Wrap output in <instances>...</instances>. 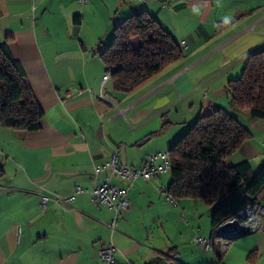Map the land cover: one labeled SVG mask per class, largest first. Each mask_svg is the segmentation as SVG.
Returning a JSON list of instances; mask_svg holds the SVG:
<instances>
[{"label":"crops","instance_id":"crops-1","mask_svg":"<svg viewBox=\"0 0 264 264\" xmlns=\"http://www.w3.org/2000/svg\"><path fill=\"white\" fill-rule=\"evenodd\" d=\"M143 11L184 45L182 57L127 95L113 92L111 77L103 90L111 101L102 99L99 85L108 71L100 52L117 24ZM6 39L43 115L34 132L0 125V264H99L98 249L110 242L115 264L159 257L185 264L187 239H211V230L190 228L192 220L211 211L200 199L172 203L170 177L167 183L162 175L137 179L127 189L130 209L112 235V211L89 194L76 195L67 209L50 204L46 212L40 197L99 186L108 172L95 175V169L116 149L124 164L139 168L214 108L250 134L224 165L249 162L255 177L264 169V121L237 110L226 93L247 57L264 49V0H0V42ZM216 239L199 264H264V230ZM171 251L174 257L167 256Z\"/></svg>","mask_w":264,"mask_h":264},{"label":"trees","instance_id":"trees-1","mask_svg":"<svg viewBox=\"0 0 264 264\" xmlns=\"http://www.w3.org/2000/svg\"><path fill=\"white\" fill-rule=\"evenodd\" d=\"M136 39V48L131 45ZM182 51L169 32L147 12L125 18L114 28L110 44L100 52L107 71L114 68L112 89L127 95L153 75L179 61ZM226 93L237 110L264 121V49L250 54L241 76L229 81ZM43 115L24 73L13 58L6 39L0 42V125L17 131L40 129ZM250 134L235 117L214 108L199 117L169 148V199H200L211 211V239L217 229L250 201L264 199V169L253 175L252 165L243 162L226 167L224 160L236 152ZM242 189V199L222 200ZM167 256L174 257L172 251ZM216 257H219L216 254ZM150 264H168L157 258Z\"/></svg>","mask_w":264,"mask_h":264},{"label":"built area","instance_id":"built-area-1","mask_svg":"<svg viewBox=\"0 0 264 264\" xmlns=\"http://www.w3.org/2000/svg\"><path fill=\"white\" fill-rule=\"evenodd\" d=\"M134 2H144L146 0H133ZM87 0H81L85 5ZM180 49L184 48L183 44L179 45ZM111 68L103 77L99 85V97L108 101L110 98L104 97L103 90L106 82L111 78L114 72ZM88 92H91L88 90ZM168 152L162 154L150 155L144 163L137 169L124 164L120 158V150L116 149L104 165L100 169H95V175H98L102 170L108 172L106 180L92 190H85L80 186H76L75 192L69 196H59L56 194L42 195L40 197L39 207L42 212H46L50 204H57L63 209L73 202L74 197L79 194H89L91 200L98 206L105 207L112 211V219L108 223V229L111 235L115 231V227L123 213L130 209L129 201L127 200V189L131 188L137 179L150 181L156 176L168 172L169 160ZM116 183H113V182ZM125 183L127 188L120 186ZM159 192H162L159 189ZM264 230V206H261L256 201H250L243 209L234 214L232 218L225 221L218 229L217 236L222 239H232L234 235L239 233H257ZM193 243L203 250H207L211 242L208 239L196 236ZM226 246V244H223ZM115 247L112 242L101 245L98 249L97 256L99 264H115Z\"/></svg>","mask_w":264,"mask_h":264},{"label":"rangeland","instance_id":"rangeland-1","mask_svg":"<svg viewBox=\"0 0 264 264\" xmlns=\"http://www.w3.org/2000/svg\"><path fill=\"white\" fill-rule=\"evenodd\" d=\"M113 36V35H112ZM138 44V41L136 39H132L131 45L133 48H136ZM175 138V137H174ZM177 140V139H174ZM174 142V141H173ZM161 178L166 180V183L168 182V178L170 177V174L168 172H164L162 174ZM162 190V189H161ZM242 199V189H239L236 193L229 195L225 197L222 202L223 203H232L236 202ZM173 203V202H172ZM189 224L191 223L190 220L188 219ZM192 222L195 224V226H190V228H193L197 232H201L202 234L204 232H209L211 230V220L209 216V212L203 213L201 217H195ZM201 234V235H202ZM200 236V235H198ZM216 241L218 243H222L224 241L222 238L217 237ZM227 243V242H225ZM206 250L199 249L194 243H190L189 240L187 239L183 245V263L185 264H199L202 262H205L206 260V255H204ZM211 251L208 254V257H211Z\"/></svg>","mask_w":264,"mask_h":264},{"label":"water","instance_id":"water-1","mask_svg":"<svg viewBox=\"0 0 264 264\" xmlns=\"http://www.w3.org/2000/svg\"><path fill=\"white\" fill-rule=\"evenodd\" d=\"M248 234L249 233H244V232L243 233H239V234L234 235L232 239H237V238L243 237V236L248 235Z\"/></svg>","mask_w":264,"mask_h":264},{"label":"clouds","instance_id":"clouds-1","mask_svg":"<svg viewBox=\"0 0 264 264\" xmlns=\"http://www.w3.org/2000/svg\"><path fill=\"white\" fill-rule=\"evenodd\" d=\"M224 23H228V18L227 17L225 18Z\"/></svg>","mask_w":264,"mask_h":264}]
</instances>
